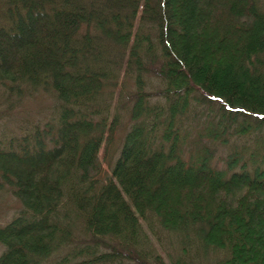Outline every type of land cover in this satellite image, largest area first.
Wrapping results in <instances>:
<instances>
[{
    "label": "trees",
    "instance_id": "16d2710c",
    "mask_svg": "<svg viewBox=\"0 0 264 264\" xmlns=\"http://www.w3.org/2000/svg\"><path fill=\"white\" fill-rule=\"evenodd\" d=\"M121 67L133 124L102 179L118 118L101 93ZM149 72L167 109L148 102ZM14 91L51 95L58 123L48 142L0 145V189L22 206L0 227V264L162 263L150 217L223 264H264V170H233L234 155L217 170L207 148L185 160L173 130L197 92L264 124L259 0H0V95Z\"/></svg>",
    "mask_w": 264,
    "mask_h": 264
},
{
    "label": "rangeland",
    "instance_id": "374dc122",
    "mask_svg": "<svg viewBox=\"0 0 264 264\" xmlns=\"http://www.w3.org/2000/svg\"><path fill=\"white\" fill-rule=\"evenodd\" d=\"M259 3L264 10V0H259ZM113 80L120 88L105 85L101 93V106L103 102H107L106 109H103L104 116L109 119L112 116L118 118L115 141L101 174L102 179L109 177L113 161L118 154L117 150L129 126L133 124L130 113L122 106L130 107L131 93L135 88L133 80L130 76L126 77L122 67L115 72ZM145 81V92L151 94L149 104H157L167 109L164 99L156 95L161 85L152 72L145 75ZM200 97L198 92L196 97L190 95L184 113L176 115L174 120L173 130L177 132L183 158L187 160L189 156L202 154L207 148L212 153L210 164L217 170H225L226 162L232 159L233 155L238 158L237 163L233 164L234 167L232 165L233 170H241L242 165L250 172L255 168L264 170V124L256 126L254 119L227 113L214 102L204 103ZM55 103L51 95L43 91L31 94L28 91L19 94L14 91L0 95V112H3L0 118V145L16 148L18 145L32 142L36 134L40 135L44 142H48L50 137L56 134L58 123ZM163 119L162 116L161 120ZM21 208L20 201L10 189H0V227L6 225ZM149 221V224L143 225L148 237L146 247L154 256L161 257L162 263L158 264H223L225 254L222 251L202 248L191 234L186 238L181 232L160 228L154 218L150 217ZM77 229L78 227L71 233L80 237ZM2 250L0 244V252Z\"/></svg>",
    "mask_w": 264,
    "mask_h": 264
}]
</instances>
